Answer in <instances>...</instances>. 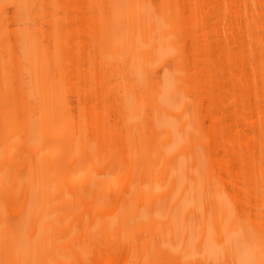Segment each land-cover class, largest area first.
<instances>
[{
  "label": "bare ground",
  "instance_id": "obj_1",
  "mask_svg": "<svg viewBox=\"0 0 264 264\" xmlns=\"http://www.w3.org/2000/svg\"><path fill=\"white\" fill-rule=\"evenodd\" d=\"M0 264H264V0H0Z\"/></svg>",
  "mask_w": 264,
  "mask_h": 264
}]
</instances>
